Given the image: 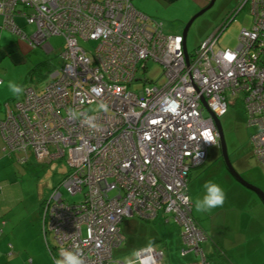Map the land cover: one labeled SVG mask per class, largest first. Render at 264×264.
Here are the masks:
<instances>
[{
	"label": "built area",
	"instance_id": "built-area-1",
	"mask_svg": "<svg viewBox=\"0 0 264 264\" xmlns=\"http://www.w3.org/2000/svg\"><path fill=\"white\" fill-rule=\"evenodd\" d=\"M245 7L250 26L236 47L219 48V36ZM0 17V28L30 48L50 52V36L64 39L61 65L40 91L24 88L0 120L4 153L69 164L41 208L52 255L62 264H160L162 249L140 248L130 261L114 258L113 249L124 241L123 219L163 213L180 228V256H195L181 264H208L188 174L219 146L213 116L227 112L228 97L242 102L247 126L256 128L252 154L264 164V0H239L192 52L133 0H0ZM18 20L34 30L24 31ZM150 60L161 65L165 82L144 79L132 89ZM61 187L83 199L70 202Z\"/></svg>",
	"mask_w": 264,
	"mask_h": 264
},
{
	"label": "rangeland",
	"instance_id": "rangeland-1",
	"mask_svg": "<svg viewBox=\"0 0 264 264\" xmlns=\"http://www.w3.org/2000/svg\"><path fill=\"white\" fill-rule=\"evenodd\" d=\"M142 1L144 9L137 4L136 0H133L134 7L150 18L162 22L164 33L175 35H181L190 18L210 2V0H176L163 4L160 0ZM238 2L239 0H215L210 8L197 16L186 33V50L194 51L202 41L217 30ZM251 20L252 17L246 7L239 11L219 36L218 47L221 49L236 47L239 32L243 28H248ZM33 30V26L27 28V32ZM48 42L52 51L47 52L42 46L32 48L23 62L8 67L5 77L0 78L5 84L0 87V92H14L11 97L14 100L28 86L33 87L36 91L41 90L47 81L49 71L57 69L62 61L63 37L52 35L48 38ZM82 46L89 50L92 43H83ZM146 65L145 71L137 72L136 77L140 81L132 85V89L140 90L143 87L144 79H147V85L165 82L159 63L150 60ZM228 99L227 112L218 117V120L223 131L229 162L241 180L264 194V164L253 156L251 146V136L256 133V128L247 126L242 102L230 97ZM207 113V110L203 111L204 115ZM21 157V154L11 157L12 160L5 166L7 180L13 183V192L16 197L14 213L23 220H30L34 217L35 212L40 218V202L48 199L52 189L61 183L70 167L64 160L40 163L34 156H30L28 159ZM198 169L204 171L202 185L201 180H198L200 184L197 186L198 182H194L188 191L192 199L191 209L194 218L198 217L202 219V222H207L208 215L227 207L225 212L229 213L228 216L235 214L242 218L254 216L256 220L264 223V203L255 191L242 185L228 172L220 148L210 147L205 163L202 166L191 168L190 172ZM61 192L70 202H79L83 199L81 193L72 196L66 192L64 187H61ZM228 206L237 207V213L228 209ZM160 214L173 218L170 215ZM220 216L222 218V214ZM127 220L129 219L127 218ZM130 222L132 226H122L121 232L124 234L125 240L119 247L113 249V256L120 260H129L134 257L136 250L140 249L136 247L144 242H151L155 249L162 247L160 249L164 251L163 264H178L189 259V256L183 258L179 255L178 249L175 247L176 243L168 241L166 246L164 245L162 231L156 226V220H142L134 217ZM123 224L130 223L125 221ZM134 224L137 226L135 227ZM41 228L40 226V233ZM22 236L23 246L19 251H25V259H33L37 247L31 241L28 233H23ZM41 239L43 241L42 235ZM48 239L52 242L50 236ZM43 246L49 259L48 261L40 259V261L43 264H54L44 241ZM14 251L17 253V249ZM54 257L59 264H62L57 256ZM36 263L33 262V264Z\"/></svg>",
	"mask_w": 264,
	"mask_h": 264
},
{
	"label": "crops",
	"instance_id": "crops-1",
	"mask_svg": "<svg viewBox=\"0 0 264 264\" xmlns=\"http://www.w3.org/2000/svg\"><path fill=\"white\" fill-rule=\"evenodd\" d=\"M160 1L165 4L172 3L176 0ZM136 2L142 8L143 1L136 0ZM18 22L23 26L24 31H27L29 26L24 25L21 20H18ZM30 50H32V48H30L24 40L19 39L6 28H0V78L2 76L5 77L8 67L12 64L17 65L23 62V60H25V56L29 55L28 53H30ZM46 51L48 52V50ZM0 80V87H3L5 84L2 79ZM13 95L14 92H0V120L5 117V114L11 104L16 100L21 99L22 93L21 95L18 94L19 97L17 96L18 98L14 100L11 99ZM2 148L3 140L0 134V264H33V262H37L36 264H43L41 262L42 259L48 261L49 258L43 246L44 240L42 241L41 239V219L36 212L34 217L30 220H23L14 213L16 197L13 192V183L7 180V168H5V166L12 160L11 157H16L17 154L8 155L3 152ZM203 164L195 167L202 166ZM195 167H192V169ZM203 174L204 171L202 169L189 173L186 185L187 194L194 182L197 181L198 183H196L198 186L200 184V181L198 180H201L202 185ZM188 196L191 202L192 199L190 194H188ZM236 208L237 207L232 208L231 206H228V209L233 211H236ZM226 209L227 207L221 208V210L214 211L212 214L208 215L209 220L207 222H202V219H199L198 217L194 218L199 227L207 234L208 237L207 241L201 244V249L208 261V264H226V262L218 255L220 251L227 256L229 261L228 264H263L264 223L256 220L254 216H247L244 218L240 217L238 214L228 216L227 214L229 213L225 212ZM221 214L222 218L220 216ZM128 219L129 220L125 218L122 220L120 224L121 231L123 229V225L132 226L130 221L133 218ZM153 220L157 221L156 226L160 231H162V241L164 245L166 246L168 241H171L174 244L176 243L175 247H177L179 252L182 247V241L180 237V228L174 219L159 213ZM125 221H128L130 224H123ZM134 226L136 227L137 224H134ZM23 233H28L31 241L37 247L36 253L33 255V259H25V251H19V249L23 246L21 241ZM146 246L154 247L151 242H144L136 248H143ZM15 249H17V253H15ZM187 256H189V259L182 263L189 262L195 258L193 253H187L181 257L185 258ZM113 257L119 259L115 256ZM133 258L122 261H130ZM160 264L163 263L161 262ZM178 264H181V262Z\"/></svg>",
	"mask_w": 264,
	"mask_h": 264
},
{
	"label": "water",
	"instance_id": "water-1",
	"mask_svg": "<svg viewBox=\"0 0 264 264\" xmlns=\"http://www.w3.org/2000/svg\"><path fill=\"white\" fill-rule=\"evenodd\" d=\"M215 2V0H210V2L204 7L202 8L198 13H196L192 18H190V20L187 22L186 26L184 27L183 31H182V39H183V50L184 52H186V45H185V39H186V33L187 30L189 28V26L191 25V23L193 22V20L199 16L200 14H202L204 11H206L208 8H210L213 3ZM202 102H204V100H202ZM210 115H212L210 113ZM213 116V115H212ZM213 120H214V124L215 127L217 129L218 132V139H219V143H220V149H221V154H222V158L224 160L225 166L228 170V172L236 179L238 180L242 185H244L245 187L255 191L258 196L260 197V199L262 200V202L264 203V194L262 192H260L259 190H257L256 188L252 187L251 185H248L247 183H245L243 180H241L239 178V176L237 175L236 171L232 168L230 162H229V158L226 152V148H225V142H224V136H223V131L221 128V125L219 123L218 118L213 116Z\"/></svg>",
	"mask_w": 264,
	"mask_h": 264
},
{
	"label": "trees",
	"instance_id": "trees-1",
	"mask_svg": "<svg viewBox=\"0 0 264 264\" xmlns=\"http://www.w3.org/2000/svg\"><path fill=\"white\" fill-rule=\"evenodd\" d=\"M228 25V24H227ZM227 27V26H226ZM50 72V71H49ZM213 147H218V148H220V144H219V146H213ZM191 170V169H190ZM190 173V172H189ZM66 175V174H65ZM64 175V176H65ZM63 176V177H64ZM188 177H189V174H188ZM63 179V178H62ZM58 186V185H57ZM45 200H43L42 202H40V204H39V212H40V214H41V208H42V204H43V202H44ZM194 218V217H193ZM44 244H45V247H46V249H47V251H48V253H49V255H50V257L52 258V260L54 261V260H56L55 259V257H54V255H52V253L50 252V249L52 248L51 246H47V244H46V242H44ZM218 255H219V257L221 258V259H223L225 262H226V264H228V258H227V256H225V254L223 253V252H221L220 251V253H218Z\"/></svg>",
	"mask_w": 264,
	"mask_h": 264
}]
</instances>
